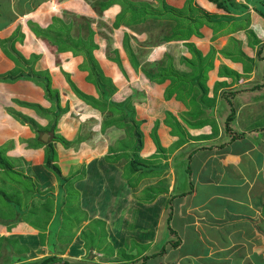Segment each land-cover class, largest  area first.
I'll list each match as a JSON object with an SVG mask.
<instances>
[{
    "label": "crops",
    "instance_id": "0c3cea01",
    "mask_svg": "<svg viewBox=\"0 0 264 264\" xmlns=\"http://www.w3.org/2000/svg\"><path fill=\"white\" fill-rule=\"evenodd\" d=\"M91 1L0 0V165L26 169L43 196L30 205L42 210L63 188L46 166L47 143L53 145L67 179L63 198L74 191L87 215L70 245L54 252L38 227L20 221L12 228L0 218V264H40L47 256L59 259L51 264H89L80 239L93 222L114 249L110 261L97 264H264V127L248 129L264 75V20L252 9L238 19L208 0H100L115 36L99 38ZM63 27L71 29L69 40L50 34ZM148 40L156 41L146 54L149 68L142 64ZM63 41L76 42L75 50H62ZM146 69L155 78L144 76L148 85L136 78ZM30 73L50 77L60 100H51L43 83L20 77ZM94 75L108 93L89 80ZM120 108L123 119L128 108L138 122L140 158L133 156L137 138L113 125ZM36 128H51L48 142ZM131 156L146 168L132 180L125 173ZM130 241L137 252L126 247Z\"/></svg>",
    "mask_w": 264,
    "mask_h": 264
},
{
    "label": "rangeland",
    "instance_id": "374dc122",
    "mask_svg": "<svg viewBox=\"0 0 264 264\" xmlns=\"http://www.w3.org/2000/svg\"><path fill=\"white\" fill-rule=\"evenodd\" d=\"M99 1L100 0L91 1L88 4L89 10L90 11L92 10L91 14L94 15V12H95L94 17L93 18L90 17L92 27H94L95 30H97L99 38L100 37L106 38L107 36H110L112 38L115 36L114 35L115 31L113 30L111 25H109V23L106 20H104V18H103L104 13H103V11H101L102 8L99 6ZM82 19L83 18L80 14L79 15V22H76V23H80V20H82ZM74 26H76V25H74ZM192 27H193V24H190L189 28H192ZM194 27H196V26L194 25ZM70 31H71V29L63 27V28H60V30H58V31L57 30L52 31L50 34L52 36L54 34H56L54 36L57 37V33H58L60 35L61 39H63V40L68 39L69 40L70 38H67V37L71 36ZM223 32H226V31H223ZM35 34L37 36L38 33H35ZM226 35L231 36L232 34H226ZM43 36L46 37V34ZM52 36H51V38H52ZM98 36H97V38H98ZM223 36H225V35H223ZM252 37H255V36H252ZM252 37H251V39H252ZM46 38H49V36H47ZM53 42H54V40H53ZM155 43H156L155 40H153V41L148 40L145 43L146 44L145 45V51L143 52V54H144V56H146V59H145L146 61H143L142 64L144 66H147L148 68L151 65L149 63H150V61L152 62V60L146 54H148L150 52L149 50L151 49L152 45L155 46L154 45ZM66 44H67V42H65V41L61 42V45L63 46L62 50H65V49H67L66 47L70 46V45L66 46ZM76 44H77L76 42L72 43L73 46L71 45V47H69V48H72L73 50H75ZM85 48L87 49L89 47L86 46ZM46 50H48V49H46ZM261 50H264L263 46H261ZM259 58H258V60H259ZM87 59L88 60L85 62V65L87 67H89L88 63L92 62L91 61L92 57L87 56ZM254 60L257 61V58H254ZM259 65H261V66L263 65V67H264V63L259 64ZM146 71H149V70L146 69L145 71H142L140 73L141 75H138L136 77L138 80L140 79V77H142L141 82L144 85H148L147 82L145 84L143 81L144 76L147 77L148 81L149 80L152 81L153 79H155L153 77H150L148 75L149 72H146ZM115 77L116 78H115L114 83H115L116 87L113 85H112L113 87L110 86V88H112V99L116 94H118L117 92L119 91V89L117 88V86L120 85V82L123 79L122 75H120V73L118 76H115ZM89 80L93 81L94 85L97 86V88L99 90H101V91L103 90V88L100 85L101 83H100V76L99 75L91 76ZM262 80L264 81V75L261 73L260 76L258 77V81H256L258 86H256L254 89V94H258V95L254 96V99H253L254 102H252V103L256 104V106L249 108L250 112H252L251 110H253L254 117L251 116L252 119H251V123L248 125V129L253 130V131H256L258 129L261 130V127L262 128L264 127V91H262V92L258 91V90H263L261 88H264V83L263 84L261 83ZM105 88L107 89V87H105ZM107 91H108V89H107ZM103 95L104 96L102 97V99H104V100L108 99L107 93L106 94L104 93ZM197 108H199V107H197ZM126 110H129V109L126 108ZM197 110H195V111L198 112ZM119 111H120L121 115L119 117L120 119L117 120V123H116L117 126H116V124H113L115 129H117V127L119 129H122V128L128 129L129 127L131 129H133L135 126H138V122H136L134 119H132L131 116L129 117L126 115L124 117V119L122 118L123 113H121V111H123V109L120 108ZM111 112H112L114 117L118 115L114 108L112 109ZM247 112L248 111H246L245 113H247ZM106 121H109V120L107 119ZM32 125L34 127V124H32ZM119 126H121V127H119ZM53 127L54 126H52L51 128L53 129ZM90 127L93 129V127L91 125H90ZM51 128H44V129L43 128L42 129L36 128V132L38 133V139L41 137L40 132H43V134H46L49 131L51 132ZM176 128L179 129L178 126ZM138 129H139V127H138ZM249 133H251V132H249ZM94 134H96L95 131H94ZM110 136L112 137L111 139H113L114 136H117V132L116 131L111 132ZM57 138H58L57 140L64 143V140L61 137L58 136ZM41 139H42V137H41ZM154 139L156 140L155 137H154ZM253 139H256V138H253ZM119 140H120V138L116 139L112 143H115V142L118 143ZM0 157L5 158V154L0 153ZM132 162L130 161L129 162L130 164L128 166H126V169H125L126 175L131 180H132V178H134L133 176H135L134 174L136 172V171H133V169H132L133 168L131 165ZM56 163L58 164V158L56 160ZM9 164H10L11 168H8L7 162H4V164H2V167L0 165V169L2 171V172H0V190L4 193V195H3V193H0V218H2V220H6V222H10L11 223L10 226H12V228H14L13 226L17 225V223L20 221H26L31 226L38 227L42 232H44L45 240H47L49 250L52 252H54L55 248H59L62 250L63 246L68 247L70 245V243L72 242L73 238L75 237L76 231L78 230L79 225H81V221L87 217V215H85V213H83L80 210V206L78 205L79 203L77 200L78 197H75L74 194H70L69 200H67L64 203L66 205L63 206L64 204H62V200H63L64 195L61 194L64 191L63 188L65 185H63V188L60 187V189H59V191L63 190L61 193L59 192L61 195L60 199L57 198V200L59 202L55 201L54 198H47V199L43 200V204H42L43 209L42 210L36 206H32L33 203L39 205L41 202L39 199L41 197H43L39 194H36L38 192V189H39V186L37 185L38 182L36 180H33V179L30 180L29 179V176H28L25 168L21 167L20 169H17L16 165H14V163L12 161H10ZM58 166H59V164H58ZM8 190H10V192ZM6 194H8L9 196ZM30 202H33L32 205H30ZM56 202L59 203V206H57ZM18 205L24 209H22V208H21V210L15 209V208H18ZM55 205H56V207H55ZM9 208H11V209H9ZM178 221L181 222V224H182L184 220L179 218ZM21 224H22V222H20L17 226H15V228H19L20 226H22ZM98 224L102 226V224L99 222H93L92 225L89 227V229L84 231L82 238L80 239V240H83L84 242L86 241V243H87V248L89 250V256H88V260L85 262H88L89 264H97V263H101L102 261H106V260L110 261L111 260L110 256L113 254V250H114L111 247L112 244L108 243L109 238H108L107 234L105 233V231L103 229L99 228ZM35 241L37 242L38 240L35 239ZM30 242H32V241H30ZM57 244H60V245H58V247H57ZM130 246H133L134 250L137 252L139 246L136 244L135 241H132V242L130 241L126 247L129 248ZM75 248H76V246L74 247V249ZM2 249H3V246H1V248H0V256L2 253ZM142 251H143V249L139 250L140 253H142ZM153 251H154V249H152L149 253H151ZM9 252H10V248H9ZM93 252H94V254H93ZM47 254H48V252H47ZM128 254L129 253L127 252L126 253V259H128V257H127ZM100 255H102V258L98 259V256H100ZM94 256H97V259H96L97 261L94 259ZM9 257L12 258L13 256L10 255ZM14 257H17V256L14 255ZM48 257L49 256H47L45 258H48ZM119 257L120 258L124 257L123 253H121ZM20 258L27 259V258H25V255L20 256ZM138 258H140V257H138ZM152 258H155V257H152ZM145 260H146V257H145ZM56 262H58V261H56ZM128 262H130L131 264H134L131 261H128ZM19 264H27V263L25 261L21 260V262ZM135 264H137V263H135Z\"/></svg>",
    "mask_w": 264,
    "mask_h": 264
},
{
    "label": "trees",
    "instance_id": "16d2710c",
    "mask_svg": "<svg viewBox=\"0 0 264 264\" xmlns=\"http://www.w3.org/2000/svg\"><path fill=\"white\" fill-rule=\"evenodd\" d=\"M210 3L215 4L219 9L226 11L228 14H234V15H239L238 19H243V17L240 14H245V19L249 18V11L250 9H252L259 17H261L264 20V0H208ZM244 20V19H243ZM249 20V19H248ZM195 21H197L195 19ZM214 22H218L219 20L214 19ZM189 30H191V28H189ZM263 48H264V44H263ZM262 51V50H261ZM92 71L94 74H96L94 67L92 68ZM21 78L23 77H27V78H33L37 83H43L45 85V89L47 91V95L51 100H56L59 101L60 100V96L59 93L57 91H55L50 85H51V80L50 77L46 76V77H37V76H33L32 73L30 74H22L20 76ZM104 92L108 91L106 90V88L103 89ZM59 115H60V111ZM58 115V116H59ZM130 113L127 110V116H129ZM130 117V116H129ZM236 117V113L233 110L231 115L228 118V122H227V126H229L230 122L234 121ZM129 130V136L133 137V138H137L136 143H135V151L133 152V156L134 154L140 158L139 156V152L142 150L143 144H142V134L138 129V126H135L133 129H131L130 127L128 128ZM65 142V141H64ZM127 158L129 159V156L126 155ZM46 166L47 168L52 171L53 173H55L57 175V177H59L62 181V186L64 185L65 182H67L66 178H63L62 173H61V169L58 166V164L56 163L57 160V153L54 151V147L51 144L47 143V151H46ZM130 160V159H129ZM0 161H2V158L0 157ZM133 161V162H132ZM131 162H132V169L133 171H137V170H141V169H146L144 166H142L141 164H139L138 162H135L133 160V157L131 156ZM135 163V164H134ZM68 191L69 188H67ZM63 190L60 191V193ZM74 192V191H73ZM73 192H69L68 195L73 194ZM59 193V194H60ZM65 194V191H63L61 194ZM63 194V195H64ZM60 196L58 197V199H60ZM54 197V196H53ZM69 200L66 199V201ZM59 202V201H58ZM65 199L63 198L62 200V204H64ZM58 206V205H57ZM59 260L57 257H48V258H44L40 264H51L55 261ZM68 264V263H66Z\"/></svg>",
    "mask_w": 264,
    "mask_h": 264
},
{
    "label": "water",
    "instance_id": "95a60500",
    "mask_svg": "<svg viewBox=\"0 0 264 264\" xmlns=\"http://www.w3.org/2000/svg\"><path fill=\"white\" fill-rule=\"evenodd\" d=\"M42 140L44 141V142H48V140H49V135L46 133V134H44L43 136H42Z\"/></svg>",
    "mask_w": 264,
    "mask_h": 264
}]
</instances>
